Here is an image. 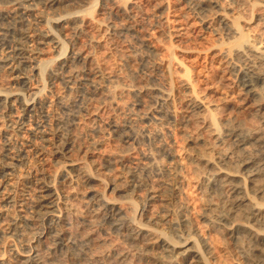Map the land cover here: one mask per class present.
<instances>
[{
  "label": "bare ground",
  "instance_id": "6f19581e",
  "mask_svg": "<svg viewBox=\"0 0 264 264\" xmlns=\"http://www.w3.org/2000/svg\"><path fill=\"white\" fill-rule=\"evenodd\" d=\"M15 1L25 11H18L17 14L9 16L12 20L11 22H6L9 19L7 18L8 16L0 12V50L3 53V56L0 57V75L1 71L6 69L8 70V75L15 81H19L27 75L28 67L26 64L33 62L38 64L39 71L43 72L49 68L51 70L49 72H52L55 78L65 77V75L72 78L76 72L83 68L82 72H80L83 73V80L87 81V84L90 83L94 86L97 83L99 84L100 79L97 82L96 77L100 76L102 78V75L97 71L95 72L97 75H95L94 69L92 70L93 66L91 68L88 67V70L91 71L90 73L93 72L92 74L89 71L83 72L86 71V66H90L92 63V57L88 53H84L81 50L71 54L61 51L55 55L53 52H45L48 50L41 46V44L47 43L46 39H49L53 44H56L57 49L58 46L60 48L63 47L59 36L69 23L72 26L74 25V32L78 34L91 25H94L96 30L107 34L111 38L114 36L124 37L128 34L134 36L136 32H139L137 27L138 20L136 19L138 17L134 14L133 9L135 7L136 9L139 8V1L141 0H103L109 3V5L105 6L106 10H111L113 13L116 12L126 18L125 24L123 22L120 27L109 21L110 19L100 20V18H96L93 13L89 12V9H87L89 11L85 9L86 5H93L96 0H75L77 4H69V1L72 0H44L45 2L42 3L46 4V6L51 7L54 5L60 10V14L54 20L58 24V32L55 29L56 27H53L44 35L33 31L32 23L29 20L30 18H28L30 15L27 14L32 9L29 5L35 4V1L38 4L43 0H23L24 2H30L29 4L26 3L27 5L21 3L22 0ZM175 2L178 3V6L173 0H158L155 3L160 11V16H158L160 18L157 20L160 24H157V27L161 25L159 27L163 28L170 41L169 54L165 59H160L161 61L153 60L158 48L149 39L137 33V36L135 35V46L146 49V52L143 51L145 52L144 62L148 65L152 62L161 67L163 66L165 68H163L164 72H166L163 82L161 81L162 79L160 80L161 82L158 81L157 78L159 76H154L156 83L153 87H146L147 93L145 94L150 95L151 104L155 105L154 109L159 115L156 121L162 122L168 114L173 116L178 122L185 121L182 115L183 110L178 107L179 103L180 106H186L196 112L198 122L213 137V141L209 143L200 136L194 135L192 137L190 135L192 138L189 144L192 147H188L190 150H188L186 157L188 161L191 159L197 161V163L194 161L198 164L196 169H186L188 161L184 160L181 155L180 147L177 148L168 142L155 143L151 149L149 148V151H144L147 160L138 164L139 168H141V173H138L136 169H128V172H123L121 176L126 181L125 186L123 184L120 186L117 184V180L111 179V189L113 190L111 191L114 195L111 194L110 196L101 191V189L98 194L87 195L86 192L84 193L86 197H84L85 200L83 199V202L90 206L87 210L90 209L88 211L89 214L91 212L90 217L97 220V223H95L104 231L107 229L118 230V233L125 240H129L135 249L133 250L135 251L134 254L141 255V258L146 256L145 264H264V125L251 126V124H248L249 126H246L244 123L246 120L242 121L244 117L239 119L233 112V115L231 113L230 115L218 116V110L221 109L220 106H222L221 104L225 99L221 97L217 101L216 98H212L210 95L214 94L213 92L209 94L196 86L188 67L178 57V54H183L185 50L179 49L174 45L175 42L180 41L195 26L201 25V28L203 27L205 30L206 28H211L215 31L216 38L210 50L225 60L228 69L225 70L229 74L227 80L231 82L240 81L244 90L243 93L240 92V95L245 96L244 99L253 101L255 111L259 114L256 115L260 117L259 123L263 124L264 36L256 31L254 27L264 28V0H176ZM158 10L157 12H159ZM198 28L194 31L198 30ZM222 70L224 71V69ZM173 72L176 73L177 83L175 86L170 83L171 77L174 76L172 75ZM258 83L263 84L259 85L263 90L258 88ZM132 91L136 95L142 92L140 89H133ZM0 95L4 98L0 105L12 109L16 104L23 107L21 111L24 113H22L21 117H17V120L10 118L8 121L10 122L9 125L13 126L21 137L26 136L29 131L27 121L30 117L26 115H28L27 112L34 110L36 95V98L32 97L29 99L21 88L16 91H7L4 88H0ZM221 100L223 101L221 102ZM165 103H173L168 112L161 108ZM187 119H191V117ZM199 123H196L197 126ZM112 127L115 136L125 143V147L121 150V153L110 157L108 160L109 167L123 162L127 158L131 147L144 137L151 141L163 135L162 128L143 132L137 120L133 117H126L122 122L113 121ZM54 134L53 138L49 139L39 136L41 138L39 141H46L52 145L51 149L47 150L51 156L65 155L67 150H70L71 139L68 137V139L64 138L63 140L59 136L57 138L58 134L56 132ZM226 141L231 144L228 148L225 147ZM22 142L25 143L26 148H33L40 156L45 153L44 149H42L43 146L39 144L42 142H37L32 135H30V138H25ZM94 145L95 148L96 146L99 147V145L102 147V142L97 141ZM202 145L207 148L203 149ZM186 146L188 145L186 144ZM186 146L184 144L182 148H186ZM92 147L94 148V146ZM184 150L186 151V149ZM84 152L86 153V150ZM160 153L171 156L174 162L172 164L161 163L162 161L160 162L159 160ZM14 157L18 160L23 159L21 154L18 153ZM47 157L50 156L47 155ZM80 159L82 160V157ZM85 165L87 164L85 163ZM85 165L71 159L65 164L67 166L65 176L69 178V180L67 179L68 184H66L68 188L66 187L65 191L61 193L63 190L59 192L58 188L50 181L51 179L48 181L44 179L47 176V171L45 173L37 168L36 170L39 172L36 171L35 174H33L34 172L32 173L33 175L30 174L25 178H21L19 175L16 176L12 171L7 170L14 169L11 162L5 164L2 168L5 170L2 172L3 183L1 186L3 188L0 191V220L2 217V221L8 218L4 219L8 213L7 203H12L16 207L17 213L14 214V221L10 219L12 223L5 221V225L1 224V221L0 235L7 242H9L11 235H19L22 238L21 242L24 244L21 245L25 246L26 249L24 248L25 250L18 253L17 261L0 257V264L55 263V258L45 254L38 245L39 242L32 238L33 236L25 237V223L30 219L25 215L27 209L34 216L48 222L46 234H48L47 238H49V248L65 245L78 249V256L74 258L76 263L85 264L86 260L91 259L92 256L89 255L91 253L92 236L70 238L68 226L66 227L62 224L65 220L63 209H70L75 212L76 207H72V202L74 199L81 200L83 196L82 190L77 186L79 183L75 185V182L78 181L87 189L93 190L97 186H102L101 184L106 182L105 179H109L106 172L98 174L95 172L93 174L87 168L88 166L86 167ZM61 166L63 165L61 164ZM188 171L193 174L189 173L192 175L190 178L187 177ZM50 172L52 173V171ZM151 172L157 175L155 182L145 180V176ZM32 185H35L38 189L33 195L29 194ZM186 186L191 191L188 188L185 191ZM196 189H200V192ZM141 190H144L145 193L143 197L139 193ZM192 191L194 193L197 191V193L194 195V193H191ZM16 192L20 193H18L20 197L15 195ZM138 199H142L141 201L146 199L145 201H148L147 207L152 204H150V200L156 201L161 210L163 209L167 213L164 214L165 212L158 211L155 214H149L147 208L137 211L134 207ZM194 199L199 200L198 206L195 204ZM124 203L126 206H124ZM12 205L10 204V206ZM130 208L135 210L132 212V210H129ZM149 209L151 210V208ZM78 215L81 214L78 213ZM84 218V222H91V218ZM196 218L204 225L205 229L200 227V223L196 221ZM216 231L219 232L218 235L214 234ZM11 232L13 234H10ZM175 237H178V239L180 237V239L177 240ZM221 246L234 249L236 257H234L235 260L233 262L230 259L229 262L222 259L223 257H221L220 253L224 249L219 252ZM133 251H131V254ZM115 253L118 255L115 257L116 261L110 258L111 261L113 260L118 264H130V252L123 250ZM229 254L227 253V255ZM103 259L102 263L105 264L106 262ZM111 261H107V264Z\"/></svg>",
  "mask_w": 264,
  "mask_h": 264
},
{
  "label": "rangeland",
  "instance_id": "374dc122",
  "mask_svg": "<svg viewBox=\"0 0 264 264\" xmlns=\"http://www.w3.org/2000/svg\"><path fill=\"white\" fill-rule=\"evenodd\" d=\"M173 1L178 6V3L175 2L176 0ZM42 2L44 3L45 1L44 0L41 1L40 2L41 4L38 3L39 6L36 3V1L35 4L29 5L30 8L32 7V9L29 10L30 12L28 11L27 14L30 15L28 16V18H30L29 20L32 23L33 31H35V33L44 35L49 29L56 27L55 29H57L58 32L59 27L57 26L58 24L55 23L54 20L60 14L59 8L57 6L54 7V5L51 7L48 5L46 6V4H43ZM139 2H140L139 5L140 9L138 7H137L138 9H136V7L133 9L134 14L138 17L136 19L138 20L137 27L139 29V32L136 33L152 41L154 46L158 48L156 50L157 53H155L154 56L152 55L153 60L159 61L160 59L161 60L165 59L169 54L170 41L166 33H164L163 28L159 27L161 25H158L157 27V24H160L157 21L160 18L158 17L160 16L159 14L160 11L157 8V4H155L158 2V0H141ZM21 3L25 5L26 3L29 4L30 2L29 1L24 2L22 0ZM75 3H76L75 0L69 1V4H75ZM107 4L109 5V3L104 2L103 0H96L94 1L93 5L91 4L86 5L85 9L86 10L89 9L90 11L89 10L87 11L93 13V15L98 19L100 18V20L110 19L109 21L115 23L117 27L122 26L123 22L125 24L126 18L122 17L120 14L116 12L113 13V11L111 10L109 11L108 9L107 10L105 9V6ZM19 5L20 4L15 0H0V12L4 13L5 15L8 16L7 18H9L6 20V22L12 21L9 16H13L17 14L18 11H25ZM157 10L159 12H157ZM70 24L71 23L67 24L68 25L67 28H65L64 31H62V33H60L59 36L63 47L60 48V46H58L57 49L55 46L56 44H53L49 39H46L47 43L41 44V46L45 47V50H48L45 52H51V53L53 52V54L55 55L59 54V52L61 51H65L66 53L71 54L81 50L84 53H88L92 57L91 58L92 63L90 66H86L85 68L86 71L83 72L84 73L88 72L89 71L88 67L91 68L93 66L92 70L94 69L93 70L94 74L97 75L95 73L97 71L102 75V78L100 76L96 77L97 82L99 81L100 82L99 84L97 83L95 86L91 85L90 83L87 84L88 82L86 81L87 82L86 83L85 80H83V73H80L82 72L83 68L82 70L76 72V74L74 75V77L72 76V78L68 77V75L67 76L65 75V77L63 76L60 78H55L52 75V72H49L51 71L49 68H47L43 72L39 71L38 64L33 62L32 63L28 62L26 64V66L28 67L27 75H26L27 77L26 76L23 77L22 78L23 80L20 79L21 81L20 80L15 81V79L12 80L11 77L8 75V70L3 69L1 71L0 88H4V90L7 91H16L17 89L21 88L25 92L27 98L29 99L32 97L34 98L35 95L37 98L35 97L36 104L34 110L27 112L28 115L26 116L28 117L30 116L29 120L27 121V128L29 131L24 137H21L20 133L17 132L16 129L13 128V126H10L9 125L10 122L8 121V119L10 118L17 120V117H21L22 113H24L23 111H21L23 107L22 106L20 107L19 104H16L12 109L10 107H4L0 105V191L3 188V186H1L3 183L2 172L5 170L2 168L8 162H11L13 164L14 169H7V170L12 171L16 176L19 175L21 178H25L30 174L33 175L38 170L45 173L47 171L46 174L47 176L44 179L47 181L51 179L50 181L58 188L59 192L63 190L61 191V193L65 191L66 187L68 188L66 184H68L69 178L65 176L66 175L65 171L67 169V166H65V164L70 159L78 163L81 162L82 165H85L86 163L87 165L85 166L86 167L88 166L87 168L89 169L90 172L92 171L93 174L95 172L97 174L100 172H106L107 177H109L108 180L105 179L107 184L106 182H103V184H101L102 186H97L93 190L87 189L85 186L81 185V183L78 181L75 182L76 183L75 185L79 183L77 186H79L78 188L82 190L83 196L81 200L74 199L72 202L73 204L72 207L73 206H74L73 208L76 207L77 211L79 209L82 211L79 210L77 212L75 209H73L75 210L74 212L71 211L70 209H66V210L63 209V214L66 221L64 220L62 224L65 225L66 227L68 226L67 228L71 236V237L69 236L70 238H74L75 236H81V237L83 236L85 238L87 236H92L91 244L93 247L91 246L90 249L91 253L89 255L92 257L91 259L89 258V260H86L85 264H104L102 263L103 257H104L103 261L106 262L105 264H107V261L109 260L111 261V259L114 260L116 259L115 257L117 253L115 252L118 251L121 252L124 250L130 252L131 254V251L135 249L133 248L129 240H125V238L118 233V230L107 229L104 231L100 226L96 224L97 220L93 217H90L91 212L90 214L88 212L90 209L87 210L88 207L90 208V206L87 203L85 204V202H83V199L84 197H86V194L87 195L88 194L92 195L94 193L98 194L99 190L101 189V191H104L106 194L110 196L111 194L114 195V193H112L113 190L111 189V179L117 180V184H119L120 186H122L121 184L125 186L126 181H124V178L123 179L121 178L123 172L124 173L128 172V169H136L138 173H141L142 171L141 168H139L138 164L140 162H146L147 159L145 158L144 153L149 151L152 148V145L155 143L161 144L163 142H168L177 148L180 147L179 150L181 152V155L183 156L184 160H187L186 154L188 153V150H190L188 149V147L189 148L192 147L189 143L191 138L194 137V135L200 136L201 138H203V140H206L209 143L213 141V137H211L210 134L207 133V131L203 127H201L200 123L196 118L197 116L196 112L191 108H187L186 106L185 107L180 106L179 103H178L179 105L178 107H180L179 108L180 110H183L182 115L185 121L178 122V120H176L170 114H168L164 118V120L160 122L161 124L159 123V121H156L159 115L156 112V109H154L155 105H153V103L151 104L150 95L145 94L147 93V90L145 88L154 86V84L156 83L154 76L157 77L159 76V78H157L158 81L163 82L164 78L166 77V72H164L165 68L163 66L161 67L160 65L153 64L152 62H150L149 63L150 65H148L147 63L144 62L143 59L146 49L135 46L136 45L135 35L137 36L136 33L134 36L128 34L124 37L114 36L115 38L114 37L111 38L107 34H103L101 31L96 30V27H94V25H91L90 27H87V29H85L84 31L78 34L77 32H74L75 30L73 28L74 25L72 26V24L71 25ZM198 26L200 27L198 28ZM198 26L191 28V30H189V33L187 32L188 36L187 35L184 36L182 38L183 40L181 39L180 41H177V43L175 42L174 44L179 49L185 50L183 54L179 53L178 57L181 58V60L188 67L189 72L196 83V86H198V88L200 87L199 88L200 90L204 92H208L209 94L213 92L214 94H210V95L212 98H216L217 101H219L220 100L219 98L221 97L225 99L224 102L221 104L222 106H220L221 109L218 110L219 112V114L217 113L218 116L220 115L224 116L227 114L230 115L233 112L234 115H237L239 119L244 117L242 121L244 122L246 120L247 123L244 122L246 126H249L250 124L251 126H263L264 125L263 122L260 121L263 124L259 123L260 117L257 116L259 114L257 111H255L254 108L255 106L253 104V101L250 99L249 100L244 99L245 96H242V94L240 95V92L241 93L244 92L243 86L241 85L240 81L235 80L237 83L235 81L234 83L227 80L229 74L227 71L228 69L225 60L217 56V54L214 51L210 50L212 48L211 45L214 44L216 38L215 31H213L211 28H206L205 30V28L203 27L201 28V25ZM197 28L198 30L194 31ZM254 28H256V31H258L260 34L264 36L263 27L256 26ZM2 56L3 53L0 50V57ZM172 69L175 72V69L173 67ZM222 69H224V71ZM90 72L91 71H89V73ZM174 72L172 73V75L174 76H172L170 79V83L173 86H175V84L177 83L176 73ZM94 74L93 76H95ZM98 79L100 80L98 81ZM257 85L259 86L263 84L258 83ZM258 88L262 89L260 86ZM133 89H140L142 90V92L139 95L138 94L136 95V93L132 91ZM0 96H1L0 97L1 98L0 102H1L2 99L4 100V98H2L3 97L2 95ZM263 99H264V95H263ZM222 101L223 100H221V102ZM165 104H163L161 108L164 111L168 112L170 107L173 105V103H165ZM151 113L155 115H152ZM126 117L135 118L138 122V125H140V127L142 128L143 132H146V130L155 131L159 128H162L164 136L161 135L155 138V140H151V141L144 137L140 142H136L134 146L131 147V150L127 158L123 162H120L113 167H109L108 160L110 159V157L114 154L121 153L122 152L121 150L125 147V143L115 136L112 127V122L113 121L122 122ZM186 117L187 118L191 117V119H187ZM196 123L197 124L199 123V125L197 126ZM55 132L56 134H58L57 138L59 136V138L64 140V138L68 139L69 137V139H71L70 141H72L70 150L69 151L67 150L65 155L51 156V154L48 153V151L51 149L52 145H50L46 141L45 142L39 141L41 140L39 136H43L44 138L49 139V138H53V134ZM30 135H32V137L37 142H42L39 143L41 146H43L42 147V149H44L43 151H45V153L42 156H40L33 148L31 147L26 148L25 143L22 142L24 141L25 138H30ZM97 141L102 142L101 145L102 147H100L99 145V147L96 146L95 148L94 143H96ZM184 144L185 146L186 144L188 146H186V148H182ZM230 145H231L230 142L226 141L225 147L228 148ZM92 146H94V148ZM205 146H203L202 148L206 149L207 147ZM184 149H186V151ZM85 150L86 153L84 152ZM17 153L21 154L23 159L20 160L15 159L14 156ZM83 154L85 155L83 156ZM47 155L50 156L51 159L50 157H47ZM64 156L66 157L68 156V157L66 158ZM81 157L82 160L80 159ZM159 158H160L159 159L160 162L162 161L161 163L163 164H172L174 162V159L167 154L160 153ZM191 160L190 161L187 160L188 162L186 161L187 162L186 169H190V168L196 169V167L198 166V164H196L197 161L195 159L194 161H196V163L193 160L192 161ZM61 164L63 166H61ZM37 168L38 170H36ZM50 171H52V173ZM189 173L192 174V172L190 171L187 172L188 178H190V176L193 175V174L190 175ZM156 178L157 175L154 172H151L145 176V180H147L148 182H153L154 180H156ZM35 185L31 186L32 189L30 190L29 194L33 195L38 191ZM187 188L188 187L186 186L184 190L186 191L190 189ZM197 191L200 192V189ZM197 191H195V193L194 191H192L191 193H194L195 195ZM18 193L16 192L15 195L17 197H20L19 196L20 193L19 194ZM139 193L141 194L142 197L145 194L144 190H141ZM141 200L142 199H138V201L136 200L137 203L135 204L134 208L137 211H139L142 208H147L149 214L152 213L155 214L158 211L162 213L165 212L164 214L167 213L165 210L163 209L161 210V207L156 201L150 200L149 202L150 204L151 203L152 204L150 205V207H147L148 201H145L146 199L144 201ZM197 200L198 199H194V202L198 206L199 204L197 203L199 202V200L198 201ZM10 204L12 205V203L6 204V206L8 205L9 209L7 208L8 213L5 215L4 219L8 217L9 219L7 218L5 219V221L6 222L9 221V223H12L10 219L14 221L13 218L15 216L14 214L17 213V209L13 205L10 206ZM124 206H126L125 203ZM134 208L132 209L130 208L129 210L130 211L132 210L133 212V210H135ZM149 208H151V210ZM78 213L81 214L82 216L78 215ZM25 215L28 217V219L30 218L28 222L25 223V228H24L25 237H30V235L31 237L33 236L32 238H34V240H37L39 242L38 245L40 246V248L43 249L45 254L51 255L53 258H55L54 259L55 263L53 262V264H80L74 261V258L78 256L79 253L78 249L65 245H59L58 247L52 249L49 248L50 247V243L48 242L49 238H47L48 234H46L48 222L46 220L34 216V214L29 209H27ZM83 216L88 219L91 218L90 220L92 223L90 221L84 222L83 219L85 218ZM197 219L198 218H196V221L200 223L199 224L200 227H204V225L201 224L199 219L198 220ZM2 220L3 217L1 218L0 223ZM5 221H2L1 224H5ZM204 229L202 228V230ZM12 232L10 234H13ZM214 234L218 235L219 232L216 231ZM175 238L177 240L180 239V237L179 239L178 237ZM8 241L9 242H7L0 235V257L6 259L10 258L9 260L11 261L13 260L17 261V258L19 257L18 253L26 249L25 246H22L24 245L23 242H21L22 238H20L19 235L13 234L10 236V239ZM40 241L42 242L40 243ZM46 241L48 244L46 243ZM111 247L112 248L115 247L114 248L115 250L112 249ZM221 249L222 250L224 249L223 252ZM233 251L234 249H232V247L221 246L219 248V252H222L220 253L221 257H223L222 259H224L227 262H229L230 260L233 262L235 260L234 257H236L235 256L236 254L235 251L234 253ZM134 252L135 251H133L132 254L130 255L131 258L130 264H145L146 256L145 257L142 256L143 258L142 259L141 255L139 256L137 254H134ZM227 253L228 254L231 253V254L227 255ZM96 255L98 256L96 257ZM226 258H228V260H226ZM115 261L112 260L109 264H115V263L118 264Z\"/></svg>",
  "mask_w": 264,
  "mask_h": 264
}]
</instances>
